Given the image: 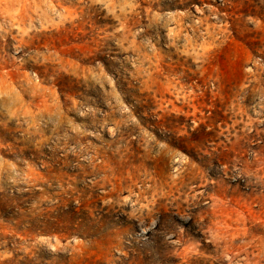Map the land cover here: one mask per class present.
Masks as SVG:
<instances>
[{
	"label": "rangeland",
	"instance_id": "1",
	"mask_svg": "<svg viewBox=\"0 0 264 264\" xmlns=\"http://www.w3.org/2000/svg\"><path fill=\"white\" fill-rule=\"evenodd\" d=\"M0 264H264V0H0Z\"/></svg>",
	"mask_w": 264,
	"mask_h": 264
}]
</instances>
